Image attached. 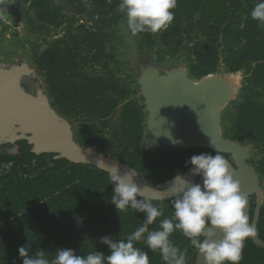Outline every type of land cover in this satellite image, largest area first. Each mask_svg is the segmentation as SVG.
<instances>
[{"label": "trees", "instance_id": "obj_1", "mask_svg": "<svg viewBox=\"0 0 264 264\" xmlns=\"http://www.w3.org/2000/svg\"><path fill=\"white\" fill-rule=\"evenodd\" d=\"M31 15L27 25L36 31L64 25L32 59L41 71L46 91L57 112L72 119L78 145H94L106 156L118 158L135 169L141 179L154 186L181 173L193 155L211 153L208 148L174 146L142 147L143 105L131 87L110 65L109 28L118 20L121 0H21ZM258 0H176L173 20L155 33H138L140 41L154 39L163 55L176 53L188 43V73L197 79L214 74L219 64L220 37L224 42L227 71L244 69L245 85L240 99L232 104L231 118L223 125L224 138L238 143H254L264 148V26L250 16ZM18 153L0 154V264H22L19 248L29 257L37 250L46 257L58 248L73 249L76 255L99 251L110 255L100 238L126 239L144 220V214L129 208L118 212L111 202L113 185L107 171L84 163L56 158L53 153L36 154L24 139ZM264 179V153L255 162ZM163 206L159 222L171 219L174 209L169 199L153 200ZM253 206L250 208L252 214ZM264 241V198L256 223ZM170 240L187 249L186 264L196 254L180 230ZM135 247L147 251L150 264H165L161 254L148 249L143 240ZM239 264H264V249L246 238Z\"/></svg>", "mask_w": 264, "mask_h": 264}, {"label": "clouds", "instance_id": "obj_2", "mask_svg": "<svg viewBox=\"0 0 264 264\" xmlns=\"http://www.w3.org/2000/svg\"><path fill=\"white\" fill-rule=\"evenodd\" d=\"M175 7L176 0H121L118 10L125 13L127 27L135 36L166 28L174 18ZM250 16L264 26V0L254 4ZM185 164L194 165L190 174L200 176L202 184L176 175L163 191L174 213L171 219L160 220L155 230H149V226L164 216L163 206L154 204L152 197L145 194L132 170L121 171L119 163L107 164V175L113 185L111 202L118 212L131 208L143 213V223L126 239L101 237L100 242L108 246L110 255L99 251L76 255L73 249L58 248L51 259L43 250L29 257L28 249L21 246L18 251L23 257L22 264H150L148 252L134 246L141 240L151 251L158 250L165 264H186L187 249L181 250L169 238L174 230L182 232L202 255L204 264H239L244 241L255 236V228L249 223L245 211L247 199L229 168V161L216 150L214 156L193 155Z\"/></svg>", "mask_w": 264, "mask_h": 264}, {"label": "rangeland", "instance_id": "obj_3", "mask_svg": "<svg viewBox=\"0 0 264 264\" xmlns=\"http://www.w3.org/2000/svg\"><path fill=\"white\" fill-rule=\"evenodd\" d=\"M10 14H12L11 19L8 18ZM30 15L28 3L21 0H0V89L4 87L7 91L15 93V96L19 95L21 97V95H24L26 100H30L31 98L38 105L42 103L41 99L43 98L47 102L45 104L48 106L47 112L49 111L52 116L57 115V122H61L69 129L75 141L73 136L74 121L60 115L51 106L42 73L32 62L35 53L41 52L53 38L63 33L64 25L50 26L44 31H36L27 25L26 17ZM118 16V20L109 28L110 38L108 48L114 58L110 66L115 69L119 78L133 90L131 98H134L139 104L143 105L144 130L141 146L146 148L148 141L152 137L149 129L150 106L146 98V90L141 81L148 83L151 82L152 78L158 77L166 80L168 76L164 78L165 72L179 69H185L190 79H198L190 75L186 68L189 60L188 43L183 44L172 55H163V49L156 38L151 44L141 42L137 35L133 36L130 33L125 13L118 11ZM155 36H157L156 33ZM227 40L228 38L220 37L219 64L215 73H219L218 76L234 74L237 76L239 84L233 98L219 111L220 132L223 138V125L225 126L229 123L232 104L240 99L246 75L244 69L234 72L226 70L224 65L225 53L223 50L226 48L224 42H227ZM169 75V79H173V81L177 77L173 73ZM44 112H46L45 109ZM9 129L14 134L11 138L3 135ZM30 135L31 131L23 125L11 124L6 127L0 126V154L18 153L19 145L17 142L20 139H24L32 150L33 144L28 141ZM234 143L246 146L247 148L245 160L247 166L255 174L253 182L251 179H248V204L250 198H252L254 206L259 205L260 208L264 198V179L258 175L254 166L255 162L263 155L264 148L254 143ZM194 181L202 183V178L197 175ZM252 184H254V188L251 187Z\"/></svg>", "mask_w": 264, "mask_h": 264}, {"label": "water", "instance_id": "obj_4", "mask_svg": "<svg viewBox=\"0 0 264 264\" xmlns=\"http://www.w3.org/2000/svg\"><path fill=\"white\" fill-rule=\"evenodd\" d=\"M174 81H177L176 86L170 85L165 79L159 77L152 78L148 83L141 81L150 106L149 129L152 137L147 147L166 145L208 148L230 154L237 168L230 163L229 168L234 171V178L239 180L241 191L247 199L245 179L248 177L253 182L255 174L243 161L246 157V146L224 139L220 132L219 118L214 117L209 109L211 99L217 97L218 100H223L224 95L217 94L214 87L209 85L205 90L204 101H199L196 96L185 92L188 82L180 78H175ZM41 101L42 103L38 105L31 98L26 100L24 95L15 96V93L2 87L0 89V126L17 124L29 129L31 135L28 141L33 144L32 151L36 154L53 153L56 158H65L72 163L89 164L104 171L107 164L119 163L121 171H133L136 183L144 189L147 196L152 197L153 200L168 199L163 191L175 176L158 185L148 186L135 169L118 158L106 156L97 151L94 146L78 145L69 129L61 122H57V115L52 116L49 111L47 112L48 106L45 105L47 102L43 98ZM192 167L194 165H190L178 175L194 180L197 176L193 177L190 174ZM245 211L248 216V199ZM258 213L259 205L255 207L253 218L249 221L255 228V236L248 238L264 249V241L258 237L256 228ZM193 264H204L203 257L198 251Z\"/></svg>", "mask_w": 264, "mask_h": 264}, {"label": "bare ground", "instance_id": "obj_5", "mask_svg": "<svg viewBox=\"0 0 264 264\" xmlns=\"http://www.w3.org/2000/svg\"><path fill=\"white\" fill-rule=\"evenodd\" d=\"M176 74V78H180L182 80H185L188 82V86L184 89L187 94H191L193 96H196L199 101H204L205 98V90L209 85H212L215 89V92L220 95H224L223 100H218V98L211 99V103L209 106L211 114L216 117L219 116V111L223 108V106L231 99L233 98L236 88L238 86V79L237 76L232 75H224V76H218L219 73L210 74L208 76L202 77L198 80H192L188 77L187 72L185 69H179L174 70L171 72H165L164 78L167 76V83L170 85H177V81L174 83L173 79H169V74ZM38 98V97H36ZM35 98V99H36ZM219 118V117H218ZM16 129V128H15ZM20 129V128H19ZM2 132V131H1ZM4 132V131H3ZM6 137H13V131L10 129L8 132H5ZM245 149V147H244ZM247 149V148H246Z\"/></svg>", "mask_w": 264, "mask_h": 264}, {"label": "flooded vegetation", "instance_id": "obj_6", "mask_svg": "<svg viewBox=\"0 0 264 264\" xmlns=\"http://www.w3.org/2000/svg\"><path fill=\"white\" fill-rule=\"evenodd\" d=\"M11 15L12 14H10L9 16H8V18L9 19H11ZM211 150V149H210ZM221 155H223L228 161H229V163L234 167V168H237L236 167V164H235V161L233 160V158L230 156V154H227V153H223V152H219ZM210 154H212V155H215L216 154V151H213L212 150V152L210 153ZM246 157H244L243 158V161L246 163V165H247V162H246ZM248 177H246V179H245V188H246V190H247V198H248V196H249V192H248ZM251 187L252 188H254V184H252L251 185ZM253 192V191H252ZM252 198H250V200H249V204H248V218H249V221L253 218V215H254V211H255V206H253V211H252V214H250V208H251V206L254 204V202H253V200H251ZM254 199V198H253Z\"/></svg>", "mask_w": 264, "mask_h": 264}]
</instances>
